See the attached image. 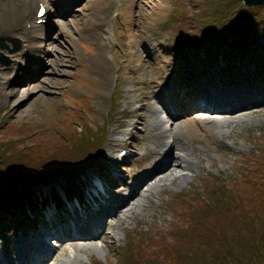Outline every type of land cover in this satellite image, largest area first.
Returning a JSON list of instances; mask_svg holds the SVG:
<instances>
[{
    "label": "rangeland",
    "instance_id": "1",
    "mask_svg": "<svg viewBox=\"0 0 264 264\" xmlns=\"http://www.w3.org/2000/svg\"><path fill=\"white\" fill-rule=\"evenodd\" d=\"M51 1L53 2L54 0ZM136 1L138 6L135 14L137 17L135 15L136 24L132 26V31L135 33L134 38L137 52L139 51L142 55L141 62L143 61L144 64L141 67H137L138 62L135 59L128 60L132 57V53L129 51L128 46L124 45L121 36L116 35L120 42V48H123L127 53V62L125 63L120 61L122 57L119 54V48L111 43V35H109L111 33L108 31L99 27L93 34L94 38L83 36L86 24L89 21L95 22L97 14L93 12V8L98 0H86L73 17L64 18L60 21L65 22L63 33L60 34L58 26L55 27V31L49 42L51 58L38 79L30 82L28 86L27 82L23 83L20 87H14V83L12 82L0 84V94L4 97L0 96V103L1 107L6 108L4 110L6 113L4 117L7 119H3L4 122L11 121L14 123L15 121H30L32 118H37V121L40 120L41 122L38 125L42 126L43 120L48 118L51 124L50 132L45 137L39 135L33 136L43 141V145L33 152L25 151L18 157L16 155L18 147L0 146V213L6 211V207L11 208L10 211H15L17 209L15 205L19 201L22 203L20 209H23L25 203H28L29 209H33L39 202L45 205L44 202L49 199L51 201L52 197L56 194L61 201L58 213L64 214L62 212H68L66 209L69 200L65 202L64 199L68 197L64 195L70 188L81 191V187H83V190H85L89 185L88 183L97 175L96 172L107 175L111 179L115 178V173L111 169H116V167L111 165L109 160L111 162L114 160L118 161L120 153H110L114 149V145H118L119 148L124 145L126 148L121 149V152H126L125 149L131 148L129 154L132 155L125 157L121 162L119 161L123 167V170L119 173L122 177L120 180L128 181L129 186L143 168L139 162L132 163V161L136 157L142 159L145 154H148L150 146H154V142L149 140L150 132L148 131L147 120L140 121L135 116L133 110L141 105L144 101L142 98L147 99L151 103V97L154 96L162 84V80L157 81L156 76L162 77L166 72L171 70L170 62L173 61L174 55L170 53L169 48L166 46L168 32L164 31V23L169 19L172 10L170 0ZM187 1L188 3L183 1L178 5L179 9L182 8L183 4L189 9V15L185 18L182 27L187 35L180 39L183 45L187 43L190 46L198 45L201 53L212 58L217 57L219 61H223L222 58H227L222 54L224 51H227V43L225 41L239 37L233 35L234 33H238L241 35V42L232 48L234 49L232 51L233 55L229 58H239L242 61V66L243 64L249 66L251 62L250 53L259 48L264 49V1L253 5H247L241 0ZM160 5L165 6L166 11L158 20L153 21L148 13H152L151 16L155 15L153 12ZM112 10L113 7L109 2L108 7L103 12H100V14L106 15L108 25H111V27L115 26L116 31H118V18H111L110 14ZM173 18L176 19L175 17ZM55 22L57 21L55 20ZM114 23L116 24L114 25ZM178 28L179 24L175 21V33L178 32ZM178 37L180 38L181 36L179 35ZM152 38L157 40V45L151 41ZM6 43L11 47L12 44L9 41H6ZM86 44L93 47L84 50L82 46H86ZM147 44L158 48V54L161 55L156 62L154 60L157 56L156 49H152L153 57H151V61L155 68L154 71L147 57V53L149 52ZM190 46H186L185 48ZM75 47H79V50L82 52L81 58L78 61H75L73 58V56L77 55L76 52H78V50H75ZM102 53L107 57V61L104 63L108 74H110V71L111 74L113 73L114 67H120V82L116 94L118 93V96H120L123 107L133 112L135 118L127 120V127L123 129H117L119 122L110 125L108 131L109 142L102 146L105 147L104 149L94 150L91 152L90 157H79V160L71 161L72 159L69 157L71 154L68 152L69 143L62 141L55 133L57 125L61 126L62 118L68 107L64 101L63 93H66L65 96H69L68 98L73 102H76L73 98L82 99L86 97V107L82 111L86 113L87 117H81V120H91L92 123H96L97 118L100 123L103 122L101 118H104V113L107 111L109 95L106 92L103 77L100 75L98 69L93 67V63H96V59ZM111 53L114 56H111ZM110 61L115 62L112 68ZM146 64H149L150 67L148 68ZM173 65L175 66L174 63ZM175 67L177 68V66ZM91 77L95 78V86H92L95 90L93 91L90 86ZM201 78L205 79L206 77L203 75ZM218 78L220 80V77ZM194 82L196 83V87H198L199 82ZM262 83L264 85V81ZM65 88L66 90L60 94L61 96H58V92ZM256 88H260V86ZM16 89H19V93L17 96H14L12 92ZM199 90L200 88H198ZM87 99L92 102L93 109L88 107L89 103ZM149 103L146 105L148 117L150 109L154 108V105H149ZM82 104L83 102L80 103V108L83 107ZM249 107L239 109L242 112L244 109L249 110V112H244L242 123H229L217 129V131H222L223 135L218 136V132H216L214 136H211L209 131H205L208 134L207 139L213 145L212 149H209L208 156L211 157V160L218 162L216 168H212L206 172L218 170L223 175L229 174V172L232 174V171L235 169L231 164L233 162L236 163L240 155L246 154L249 151L254 153L256 163L262 159L263 164H259V168L264 169V158L261 157L263 152L260 154L258 151V147L264 145V137H257L264 133V104L254 105L251 109ZM146 114L144 113V115ZM256 121L257 124L255 123ZM34 122L37 124L36 121ZM232 125H235V127L230 134H227ZM81 126L82 124L79 123V128ZM68 127L70 128V125ZM181 129L188 136L195 138V135H192L193 132L189 131L188 128L186 129L185 126L182 125ZM0 130L2 129L0 128ZM70 133L73 135L74 140L72 142L74 143H77V138H84L86 135L85 131L78 130H74L73 132L71 130ZM132 134H135L134 139L131 138ZM198 142L196 146L201 147V141ZM219 148L227 149L228 152L217 151ZM91 150L88 149V151ZM82 152H78L77 154ZM204 158V156H200V160L204 162L201 163L207 168L208 163L206 162L208 160ZM224 158L227 160L224 161ZM79 165L81 167H78ZM49 168L57 173L53 177L54 180H42L43 178L40 180L39 175L47 173ZM201 172L202 170L198 166L192 172L188 183L182 184L176 182L169 185L168 187H171L169 192H176L182 188L189 189ZM257 172L255 171L254 173L257 175ZM240 182L241 180L239 182L228 181L225 184L226 186L234 187ZM115 183L117 185L116 189L119 192H125L128 188L127 186L124 187L121 181L122 185L117 184V182ZM246 186L245 189L247 188ZM238 193L245 194L244 190L237 189L234 190L232 196ZM248 193L246 192L248 198H244L240 204L241 208L233 207L235 206L234 202L237 201L235 197L228 202L214 201L215 203L223 204L211 205L212 207L208 209L207 214L204 216V218H207L203 220L205 226L200 229L196 237L185 239V242L175 240L167 249L169 252L161 254L162 251L166 250L164 248L166 242L160 241L156 245L153 244L154 246L151 249H148V247V250L143 254L134 253L129 259H123L117 255L118 251H115L114 246L124 240L125 228L134 229L136 236L143 234L145 239H147L145 242H150L152 241L148 240L150 237L160 236L163 230L167 228L171 230L176 226L183 227L189 219V217L185 218L189 212V207H185L184 203L180 200L177 201L179 203L178 210L180 209L182 215L177 210V212H174L171 220H164L165 212L163 207L165 204L163 199L168 198V195L163 194L162 198L145 199L136 212L125 216V218L130 217L129 219L122 218L121 225L116 219L110 220L109 227L105 233L107 236L112 235V241L108 240L103 243L101 240H96L97 245L92 250L81 251L79 255L81 261L77 264H89L92 259L104 264H160L165 261H171L178 253L194 246L209 247L210 249L208 250L210 251H208L207 257L199 258L188 264H263L264 191L258 193L252 192L250 195ZM253 195V198L250 197ZM256 195L257 197L255 198ZM51 202L47 204L49 205ZM45 215L42 214L41 217L36 215L34 224L27 227V232L24 234L22 232L13 233L6 229L1 230L0 247L2 249H0V258L14 260V253L11 247L7 246L8 243H18L24 238L23 235L26 236L28 232L32 231L30 230L32 227H40L39 222L44 221ZM8 218L15 226L19 228L23 226L13 216H9ZM156 220L157 222L151 225ZM48 221L44 222L47 223ZM55 224L61 225L62 219L58 217ZM155 225L157 228L162 229V231H157ZM135 227L141 229V231H137ZM48 237H46L49 241L47 244L50 245L53 243V239H49ZM167 240H171L170 243H172L169 233ZM113 242H115V245L112 244ZM68 246L69 249L65 254L60 251L54 254L51 253V261L48 264H54L52 260L59 264L65 262L64 256L70 252L69 250H73L71 245ZM100 246L102 247L101 249L99 248ZM152 249L153 251H151Z\"/></svg>",
    "mask_w": 264,
    "mask_h": 264
},
{
    "label": "bare ground",
    "instance_id": "2",
    "mask_svg": "<svg viewBox=\"0 0 264 264\" xmlns=\"http://www.w3.org/2000/svg\"><path fill=\"white\" fill-rule=\"evenodd\" d=\"M33 1L36 2L37 0H23V10L20 13V18L25 23L28 22L27 15L30 13L25 7L33 3ZM130 1L132 3V0H128L127 7L123 12V17L128 25H131L133 21L132 10L129 8ZM106 6V0H99L95 6V10L99 12L105 9ZM165 11V6L160 5L153 12L155 15L151 16L152 13H148V15L155 21ZM15 13L14 8L7 5L3 12H0V26L9 21ZM56 13L58 16L64 17L71 14V11L68 9V4L65 3L62 8L56 10ZM25 29H27L26 26ZM59 29L62 30V27L60 26ZM95 29L94 22L88 23L85 35L92 37L93 30ZM108 30L113 31L111 27H108ZM132 34V30L128 28L126 35L131 37ZM75 50H78V53L81 55L82 52L79 50V47H75ZM102 54L96 59V63H93V67L98 69L104 81L109 84V77L104 63L106 57ZM140 57L141 54L138 53L136 60L138 61ZM159 78L162 80V87L156 92L154 103L165 107L168 102V97L176 98L177 95H182L183 102L188 103L193 112L197 113L180 118L178 124L176 122L169 124L170 120H165L160 115L157 107H154L153 111L150 112L151 121L148 125L152 134L149 138L156 140L157 146L149 153L142 164V170L129 186L126 180H121L123 182L122 184L128 187L127 190L125 192L117 191L116 188H113V184L116 186L115 182L110 180L107 175L96 172L97 175L88 183L89 185L85 190H83L82 199L71 200L67 204V210L78 211L82 208V201H84L86 205L93 209L88 210L85 208L79 215L72 212V222L65 219L67 211L62 212L64 214H59V217L62 219L61 225H55L56 221L50 222L51 214L46 226L32 227L30 229L32 231L30 233L28 232L26 236L23 235L24 238L20 242L15 244L8 243L7 246L11 247L14 253V260L0 258V264H48L51 261L49 257L51 253L54 254L60 251L65 254L69 249L68 245H71L73 250H69L70 252L64 256L65 262H61L60 264H77L81 261L79 256L81 251L92 250L97 245L95 238L87 237L88 233L96 232V229L101 228L99 232L101 242L112 241V235L107 236L105 233V228L107 229V224H109L110 220L116 219L121 225L122 218H125L127 214L136 212L145 199L162 198L163 194L180 197L183 194L182 192H186L180 190L169 192L171 187L169 188L168 186L176 182L182 184L188 183L192 172L199 166L200 156H208L211 142L207 139L208 134L205 131H209L211 136H214L216 132H218V136H221L223 132L217 131V129L223 125L242 123V114L249 112V110L244 109L242 112V110H239L240 108L250 106L249 109H251L254 105L264 104V85L262 82L249 86H227L218 79H215L212 82L213 85H211L209 79L205 78L198 83L200 90L192 93L188 92L186 88L195 90L196 83H193L191 87L189 84L177 79L172 70H169L164 76ZM258 86L260 88H256ZM18 93L19 90H15L12 94L17 96ZM193 98L196 100V103L191 102ZM147 104L148 102L146 100L142 102L138 107V111L135 113V116L140 121L146 120L144 106ZM133 117L134 115H131L129 119ZM127 120L122 122L125 127H127ZM255 123L257 124V121ZM182 125L193 132L192 135H195V138L188 136L181 129ZM234 127L235 125H232L227 134H230ZM198 141H201V147L196 146L199 143ZM104 148L102 146L96 147L89 151L87 155L90 156L94 150ZM118 152V145H114V149L110 153L115 154ZM127 155L131 156L132 154L126 152L122 156L119 155L118 159L126 157ZM109 163L117 169H111L115 173L114 177L121 179L122 177L119 173L123 170L122 163L120 164L116 160L112 162L109 160ZM91 196H95L94 201L87 200ZM55 200L56 198L53 197L52 201ZM48 202H50V199L45 201L44 204L48 205ZM44 211L47 213L46 209L39 208L33 215H39L41 217ZM68 214H70L69 211ZM75 217H77L76 220ZM129 218L127 217L125 219ZM73 232L76 236L72 234ZM47 236H53L57 239L58 247L49 246L47 244L49 242L46 238ZM112 244L115 245V242ZM99 248L101 249L102 247L100 246ZM0 249L2 248L0 247ZM52 261L54 264H59L56 261L54 262V260Z\"/></svg>",
    "mask_w": 264,
    "mask_h": 264
},
{
    "label": "trees",
    "instance_id": "3",
    "mask_svg": "<svg viewBox=\"0 0 264 264\" xmlns=\"http://www.w3.org/2000/svg\"><path fill=\"white\" fill-rule=\"evenodd\" d=\"M180 2H183V0H178V5ZM188 15H189V9H187L186 5L183 4L182 8L178 10V13L175 16L176 19H174V22L175 21L178 22V24L181 27V30L183 32H184V30L182 27L184 24V20ZM233 35H235V36L237 35L239 37L232 39V40H226L225 42L227 43V51H224V53H222L223 56H225L227 58H222L223 61H225L226 66L222 67L221 72L227 78L234 76L233 72H235L237 74L241 73L240 72L241 71L240 66L234 65V67H233V65L230 64L232 59L235 61L240 60L238 58H229L233 55L232 51L234 49H232V48H234L235 46L238 45L239 42H241V40H240L241 35H239L238 33H236V34L234 33ZM248 37H250V36H248ZM186 46H190V44L189 43H187L186 45H183L182 43L179 44V47L182 48L180 50L184 51L188 55H191V51H194V53L196 55L201 53V51L198 48V45H193V46H190L188 48H185ZM250 59H251V62L249 64L247 72L251 73V74H264V49L259 48V49L254 50V52L250 53ZM210 60L216 61L217 57H214V58L210 57ZM205 67H207V65ZM5 131L9 132L10 136H12L15 132L14 125H8L5 128ZM106 135H107L106 131L103 128L102 131H100L97 134L96 139L94 141H89L87 136H84V138H77V143L73 142L71 147L68 146V148H69L68 152L71 154L70 156L69 155L68 156L71 157V159H72L71 161L79 160L78 159L79 157L88 156L87 155L89 153L88 149H94L96 147L102 146L103 143L105 142ZM10 136H4L3 135L2 137H0V146H3V147H5V146L12 147L13 146L14 148L18 147V152L16 153V155L18 157H20L22 155V153L25 151L33 152L35 149H37L41 145H43L42 139L38 138V139H36V142L33 144V146L27 147V146H24L21 142H13V140L11 139ZM261 149L263 152L261 157L264 158V149L263 148H261ZM78 152H82V153L77 154ZM261 164H263V161L261 162ZM78 167H81V165H79ZM50 168L48 169L47 173H45L43 175H39L40 180L42 178H43L42 180H48V179L54 180L53 177L56 176L57 173L53 169H50ZM257 171H258L259 178L258 179H250L246 183V185L249 184L253 187V191L255 193H258L260 191L261 192L264 191V174H263L264 169L259 168V166H258ZM76 176H78V174H76ZM217 189L220 190L221 186H219ZM205 190H207V185L205 186ZM242 190H244V188ZM213 192H216V191H213ZM250 193H252V192H250ZM250 193H249V195H250ZM67 194L70 197L73 195H76V194H78L80 196L81 192L75 188L74 189L70 188L68 190ZM201 194L202 193L199 190H197V189L194 190L193 196H192L193 200L195 201L194 205L187 204V200L184 198L182 203H184L185 207H189V212L186 214L185 218L189 217V219L186 221L185 226H183V227L176 226V227L172 228L170 230V232H168L170 235V238L172 239V243H170L171 240H167L168 233L163 235V236H160L158 241H156V242L150 241L148 243L144 242L145 237L143 236V234H140L139 236H135L134 234H128L125 244L121 247V250L119 252V256H121L123 259L127 260L134 253H139V254L145 253L148 249H151L154 245H156L160 241L166 242L165 247H164V248H166V250L162 251V253H161V254H163L165 252L166 253L169 252L167 249L173 244V242L175 240H182L183 242H185L186 241L185 239L196 237V235L199 233L200 229L205 226L203 220L207 219V218L201 217V207H199L200 201H201ZM54 197L56 199H58V197L56 195H54ZM250 197L253 198L254 195L250 196ZM256 197H257V195L255 196V198ZM235 198H237V201L234 202L235 206H233V207L241 208V206H240L241 202L243 201L244 198H248V195H245V194L243 195L241 193H238L237 195H235ZM19 203H20V205L18 206ZM21 205H22V203L20 201L17 202L15 205V208L17 207V209L15 211H10L11 208L6 207L5 209H7V210L0 213V225L2 224L4 227H6V229H9V227H7L5 225V224H7L9 226V224L7 223L9 216H13V218L17 217V221H20L21 218L19 217V213H18L19 209L18 208ZM20 213H23V212L21 211ZM22 222L25 223V220L22 219ZM150 240H152V237H150ZM208 249H210V248L209 247L206 248V247H201V246H194L192 248H189L187 250H184V251L178 253L175 257H173V259L171 261H165V262H162L160 264H188V263H192L199 258L207 257V255L209 253L208 251H210ZM151 251H153V249ZM161 254H159V255H161ZM95 264H104V263L96 262Z\"/></svg>",
    "mask_w": 264,
    "mask_h": 264
},
{
    "label": "water",
    "instance_id": "4",
    "mask_svg": "<svg viewBox=\"0 0 264 264\" xmlns=\"http://www.w3.org/2000/svg\"><path fill=\"white\" fill-rule=\"evenodd\" d=\"M241 1H243L245 4H247V5H253V4H257V3H260V2H262V1H264V0H241ZM264 264V263H263Z\"/></svg>",
    "mask_w": 264,
    "mask_h": 264
}]
</instances>
